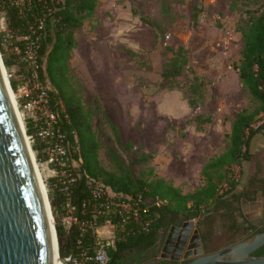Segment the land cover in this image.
Returning <instances> with one entry per match:
<instances>
[{"label":"rangeland","instance_id":"rangeland-1","mask_svg":"<svg viewBox=\"0 0 264 264\" xmlns=\"http://www.w3.org/2000/svg\"><path fill=\"white\" fill-rule=\"evenodd\" d=\"M257 1L100 0L94 15L75 30V39L80 41L77 60L70 54L62 81L66 85V100L74 107H81L86 114L85 119L98 140L99 158L107 169L118 170L112 158L114 152L119 163H124L123 167L138 178H168L184 193L202 187L203 155L208 151L203 147V131L196 129L194 118L203 115V104L191 108L184 91L196 74L207 81L204 102L211 101L214 112L228 116L238 109L253 111L258 107V102L233 72V64L241 59L246 20L260 9ZM196 14L197 23L194 22ZM0 31L10 38L2 18ZM180 47L187 49L188 65L181 75L165 79L164 67ZM113 58H120L127 65V80L123 84V88L128 89L127 113L107 99L109 76L105 77V62ZM188 67L193 68L195 74ZM109 71L113 75L114 71ZM46 82L50 90L53 89L51 82ZM118 86L121 88L122 84ZM136 87L144 91L143 100L137 96L138 113L143 109V118L137 125L130 108V102L136 98L131 88ZM104 102L111 106L108 112L115 114L118 124L109 118ZM59 103L65 109L63 98ZM260 137L264 141V134ZM216 139L215 135L211 136L213 142ZM150 156L158 158V171L151 166ZM144 157L148 159L143 161ZM259 166L262 169L258 170ZM256 171L264 175L261 146L255 151L254 160L233 168L238 194L248 195L247 179ZM40 174L49 194L48 178L45 173ZM228 188L230 185H225L223 191ZM222 199L230 203L233 198L226 194ZM161 201V204L167 203ZM237 203L230 206L241 226L237 235L233 236L229 228L230 221L224 212L228 209L218 207L219 213L207 217L206 252L219 251L253 232L246 229L247 221L234 208ZM214 206L211 204L209 209Z\"/></svg>","mask_w":264,"mask_h":264},{"label":"trees","instance_id":"trees-1","mask_svg":"<svg viewBox=\"0 0 264 264\" xmlns=\"http://www.w3.org/2000/svg\"><path fill=\"white\" fill-rule=\"evenodd\" d=\"M16 1L0 0V19L2 17L6 19L7 29L10 32V38H7L0 31V51L7 68L15 65L19 58L11 53L10 48L18 44L24 49V41H17V38L29 35L30 27H38L43 23L40 48L41 74L54 86L50 92L53 102L57 104L63 131L67 134L73 148L78 147L76 159L81 158L75 169L80 175L74 188L73 201L77 207V216L85 217L82 213L84 209L87 211L86 217L92 216L91 209L94 200L86 186L87 176L102 181L117 195L142 194L147 199L167 201L165 204L151 206L150 215L153 220L148 231L129 234L117 240L116 248L110 250L111 263L129 249L144 248L149 251L158 246L164 228L163 217L165 214L186 215L190 219H195L210 211L211 204L214 203L218 206L219 201L228 202L222 199L226 194H230L232 198L238 197L235 192L237 181L233 178V168L235 166L242 167L244 162L255 159L251 150L252 142L264 130V0L257 1L260 9L246 20L247 28L242 30L244 46L241 59L239 63L233 64V68L239 73L242 85L258 102V107L253 111L244 109L238 114L231 132L227 134L230 142L228 149L211 159L205 166L202 172L205 184L198 190L188 193H184L181 188L163 178L145 180L136 177L129 168L123 167L124 163H119V158L114 152L112 158L117 163L118 170L107 169L99 158L98 140L90 122L85 119L86 114L84 115L81 107H74L65 98L66 85L62 81V77L68 58L77 43L75 30L94 15L100 0H25L23 6L18 5ZM194 22H198V14L194 16ZM174 53V56L164 67L163 77L165 79H174L181 75L188 65L185 47H180ZM188 68L194 73L193 68ZM13 85L16 86V83L13 82ZM207 91V81L195 74L184 91V97L191 108H198L199 104L206 103L204 101ZM61 98L65 100V109L59 103ZM194 121L196 129L203 131L206 124L214 121V116L199 114L194 118ZM259 122L262 124L259 125ZM147 159L148 157H144L143 161ZM55 183L56 178L48 180L49 198L55 215L57 234L63 240L67 239V248H72L71 236L58 216V214L64 213V197ZM225 185H230V188L223 191ZM227 211L225 214L230 221L229 228L233 236L237 235L241 226L234 219L233 212L229 209ZM246 229L253 231L247 236L256 232L254 227L249 224ZM90 240L92 239L86 235L85 247L91 246ZM234 242L236 241L230 244ZM61 253L67 254L68 249ZM263 254L264 246L254 252V255L257 256Z\"/></svg>","mask_w":264,"mask_h":264},{"label":"built area","instance_id":"built-area-1","mask_svg":"<svg viewBox=\"0 0 264 264\" xmlns=\"http://www.w3.org/2000/svg\"><path fill=\"white\" fill-rule=\"evenodd\" d=\"M16 3L23 6L25 0ZM42 28L43 23L32 26L29 35L17 38V41H24V49L18 44L10 48L11 53L19 58L14 68L6 67L10 90L23 121L35 167L39 173H47L48 180L56 178L55 186L64 197V213L58 216L69 234L73 228L74 243L72 248H67V254L58 250L59 264H108L110 250L116 248L118 239L149 230L153 220L151 205L142 194L117 195L102 181L87 176L86 186L94 200L92 216L86 217V209L82 212L85 217L77 216L73 201L80 175L75 169L81 158L76 159L78 147L73 148L63 131L57 104L53 102L51 90L41 74ZM161 202L158 200L156 204ZM86 235L92 239L90 247L84 246ZM63 242L67 245V239Z\"/></svg>","mask_w":264,"mask_h":264},{"label":"water","instance_id":"water-1","mask_svg":"<svg viewBox=\"0 0 264 264\" xmlns=\"http://www.w3.org/2000/svg\"><path fill=\"white\" fill-rule=\"evenodd\" d=\"M3 67L6 69L0 51V264H59L55 243L57 251H66L67 246L57 234L49 194L39 181ZM214 213L211 210L203 218ZM252 226L255 233L202 254L201 249L193 251L192 244L199 238L196 220L178 219L163 228L162 253L159 250L153 260L139 264L166 260L171 264H264V254L254 255L264 246L263 220L255 219ZM70 236L74 243L72 227Z\"/></svg>","mask_w":264,"mask_h":264},{"label":"crops","instance_id":"crops-1","mask_svg":"<svg viewBox=\"0 0 264 264\" xmlns=\"http://www.w3.org/2000/svg\"><path fill=\"white\" fill-rule=\"evenodd\" d=\"M2 19H3V23L5 25V28L7 29L6 19L4 17H2ZM76 40L78 43L76 44L75 48L71 52V56L74 57L73 60H77L76 54H78L79 47H80V41H78V39H76ZM105 63H106L105 77L109 76V78H108L109 89L107 91V93H108L107 99L115 104L114 107L118 106L121 111H124L125 113H127V109H128L127 90L128 89L126 87L123 88V86H124L123 84L127 80L126 79L127 78L126 72H125V69L127 67L126 62L122 61L120 58H118V59L113 58L111 61L109 60V61H106ZM11 67L14 68V65H12ZM109 70L114 71L113 75H111V71H109ZM233 72L237 76L238 82L241 83L238 71L234 69ZM117 84L118 85L122 84L121 88ZM131 93H134L136 96L135 100H132L130 102V108H132L134 111V122H135V125H137L138 120H142V118H143V109L142 108H140V113H138L137 96H139L140 99L143 100L144 91L142 88L136 87V88H131ZM141 95H142V97H141ZM103 105L105 107L104 109L107 112L111 109V106L109 104H107L106 102H104ZM244 109L245 108L238 109L235 112V114L227 116V114L221 115L219 112H214L213 108L211 107V101H206V103L203 105V115H209V114L213 115L214 121L211 122L210 124H206L204 126V130H203V142L205 140V143H203V147H205L207 149L208 154L205 156L203 155L202 172L204 171L205 166L211 161V159L219 156L220 154H222L224 151H226L228 149L230 142H229V139L227 137V134H229L231 132L235 119L237 118L238 114L241 111H243ZM107 114L109 115V118L113 121V123L118 124V122L116 120L117 117L115 116V114H113L111 112H108ZM229 116H231V117H229ZM262 133L264 134V130H263V132L259 133L252 142L251 150H252L254 155H255V151L258 150V148L260 146L263 147V151H264V141L262 140L263 137H260V136H263ZM212 135L216 136V138H217L216 142H213L211 140ZM256 147H258V148H256ZM149 160L152 161L151 166H154L156 168V170L158 171L160 169V166L156 165L157 164L156 162H158V158L157 157L153 158L152 156H150ZM259 167L262 169L261 166H259ZM257 171H256V173H252L250 175V177L247 179L246 188H247L248 195H246V198H244L245 202H244V207H243V212H242V215L245 214V216L251 220H253V219L255 220L257 218H261L263 220V214H264V175L261 174V172H257ZM46 175H48V174L46 173ZM157 178H159V177H157ZM160 178H163V177H160ZM163 179H165V178H163ZM165 180L168 181V178ZM204 184H205V180L203 179V185ZM174 186L178 187V185L176 183ZM237 187H238V185H237ZM243 188L244 187H242V189ZM236 191H237V188H236L235 192ZM249 192L251 194V197L249 196ZM237 195H238V197H240V195H245V193L244 194H238L237 193ZM237 198H233V199L236 200ZM146 200L151 206L156 205V202L158 201L157 199H147V198H146ZM238 209H240V208L238 207Z\"/></svg>","mask_w":264,"mask_h":264},{"label":"flooded vegetation","instance_id":"flooded-vegetation-1","mask_svg":"<svg viewBox=\"0 0 264 264\" xmlns=\"http://www.w3.org/2000/svg\"><path fill=\"white\" fill-rule=\"evenodd\" d=\"M244 198H246V195H240V197H238L236 200L232 199L230 203H228V202L223 203L222 201H219L218 206L215 205L211 210L215 211L214 214L219 213L217 211L218 207L222 208L223 210L229 209V211H232L233 208L230 207L232 205L231 203H237L238 202L234 208H237L236 210L240 212V215L242 216V218H244L249 225H253V223L255 221L254 219L251 220V219L247 218L245 216V214L242 215L244 202H245ZM237 206L240 209H238ZM224 212L227 213L228 211L226 210ZM207 217L203 218V214H202L199 218H195L196 226L199 230V238H196L192 244L193 245V251L196 249H201L202 254L208 253V252H206V245H205V243L207 242V237L205 236V233H204V232H208V230H209V226L207 223ZM182 218L190 219L186 215H174L172 213L165 214L163 217L164 228L166 226H168L169 224H175L178 219H182ZM164 244H165V242H164ZM159 250H160L159 254H161L162 250H163V246H160V243L158 246H156L153 249H150L149 251L144 250V248L129 249L126 252L120 254L119 257L117 258V260L113 261L112 263L109 262V264H139L141 262L153 260L156 257V254L158 253ZM184 260H186V259H182L181 261H184ZM163 264H171V261L166 260L165 263H163Z\"/></svg>","mask_w":264,"mask_h":264},{"label":"bare ground","instance_id":"bare-ground-1","mask_svg":"<svg viewBox=\"0 0 264 264\" xmlns=\"http://www.w3.org/2000/svg\"><path fill=\"white\" fill-rule=\"evenodd\" d=\"M3 73H4V76H5V79L6 80H8V75H7V73H6V69L3 67ZM11 98H12V101H13V103H14V106H15V109H16V111H17V116H18V118H19V121H20V123H21V125H23V121H22V118H21V115H20V113H19V111H18V109H17V105H16V101H15V97H14V95H13V93L11 92ZM33 157V156H32ZM37 174H38V177H39V181H40V183H41V186H42V188H43V190L45 191V193L47 192L46 191V188H45V185H44V183H43V180H42V178H41V174L37 171ZM57 246H56V243H55V252H56V255L58 254V251H57V248H56Z\"/></svg>","mask_w":264,"mask_h":264}]
</instances>
